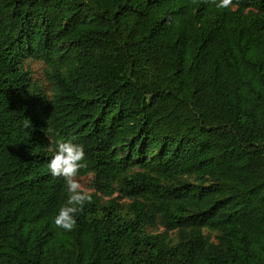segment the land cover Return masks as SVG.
I'll return each instance as SVG.
<instances>
[{"label":"trees","instance_id":"16d2710c","mask_svg":"<svg viewBox=\"0 0 264 264\" xmlns=\"http://www.w3.org/2000/svg\"><path fill=\"white\" fill-rule=\"evenodd\" d=\"M0 264H264V0H0Z\"/></svg>","mask_w":264,"mask_h":264},{"label":"clouds","instance_id":"9594fccd","mask_svg":"<svg viewBox=\"0 0 264 264\" xmlns=\"http://www.w3.org/2000/svg\"><path fill=\"white\" fill-rule=\"evenodd\" d=\"M217 9H228L233 0H209ZM54 154L48 162V169L54 178H62L66 189V200L53 218L55 228L71 232L77 226V217L86 204L93 201V193L79 179L82 169L87 168V153L82 144L72 140L50 143Z\"/></svg>","mask_w":264,"mask_h":264},{"label":"rangeland","instance_id":"374dc122","mask_svg":"<svg viewBox=\"0 0 264 264\" xmlns=\"http://www.w3.org/2000/svg\"><path fill=\"white\" fill-rule=\"evenodd\" d=\"M27 68L31 71L34 80L38 81L44 88L50 89L49 84L45 79V64L42 61L30 59L28 60ZM79 179L86 188H88L91 192L94 191L92 185V175L79 176Z\"/></svg>","mask_w":264,"mask_h":264}]
</instances>
